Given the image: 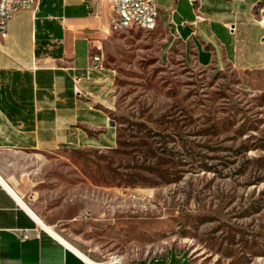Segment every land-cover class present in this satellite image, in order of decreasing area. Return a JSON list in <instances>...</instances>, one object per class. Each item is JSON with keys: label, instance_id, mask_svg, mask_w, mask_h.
<instances>
[{"label": "rangeland", "instance_id": "obj_1", "mask_svg": "<svg viewBox=\"0 0 264 264\" xmlns=\"http://www.w3.org/2000/svg\"><path fill=\"white\" fill-rule=\"evenodd\" d=\"M104 49L116 146L5 156L0 173L95 261L264 264V71L199 67L159 28Z\"/></svg>", "mask_w": 264, "mask_h": 264}, {"label": "crops", "instance_id": "obj_2", "mask_svg": "<svg viewBox=\"0 0 264 264\" xmlns=\"http://www.w3.org/2000/svg\"><path fill=\"white\" fill-rule=\"evenodd\" d=\"M158 6V28L199 67L264 71V0H158ZM114 19L111 0H39L38 9L15 14L8 35L0 34V159L116 146L115 75L92 60L100 45L105 58ZM21 200L0 173V264H87ZM21 231L31 237L22 240ZM139 264L185 259L169 254Z\"/></svg>", "mask_w": 264, "mask_h": 264}, {"label": "built area", "instance_id": "obj_3", "mask_svg": "<svg viewBox=\"0 0 264 264\" xmlns=\"http://www.w3.org/2000/svg\"><path fill=\"white\" fill-rule=\"evenodd\" d=\"M39 7V0H0V29L2 36L6 37L9 32L10 23L20 11H34ZM111 7L115 14L112 22L111 31L119 32L122 30L138 29V24H147V32H152L158 28L160 8L158 0H111ZM260 23H264L262 17ZM232 35L236 33V26L229 27ZM98 52L93 56V67L101 68L105 60L103 46H96ZM22 240H27L31 236L26 231L19 234ZM97 264H111L110 262H100Z\"/></svg>", "mask_w": 264, "mask_h": 264}, {"label": "bare ground", "instance_id": "obj_4", "mask_svg": "<svg viewBox=\"0 0 264 264\" xmlns=\"http://www.w3.org/2000/svg\"><path fill=\"white\" fill-rule=\"evenodd\" d=\"M24 1H34V0H24ZM138 29H142L144 31H147V24H138ZM0 34H2V29H0ZM22 204L32 213V215L38 220V222L48 231L50 232L54 237H56L59 241H61L64 245H66L68 248L73 250L76 254H78L83 260L87 262V264H97V261L89 257L86 253H84L82 250H80L77 246H75L73 243L65 239L62 235H60L54 227L46 224L43 222L30 208L21 200Z\"/></svg>", "mask_w": 264, "mask_h": 264}]
</instances>
